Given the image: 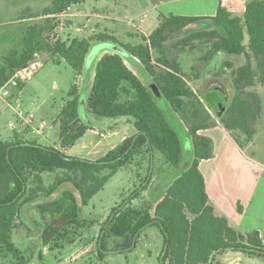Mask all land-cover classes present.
<instances>
[{
	"label": "trees",
	"instance_id": "16d2710c",
	"mask_svg": "<svg viewBox=\"0 0 264 264\" xmlns=\"http://www.w3.org/2000/svg\"><path fill=\"white\" fill-rule=\"evenodd\" d=\"M84 2L53 0L43 15H57ZM58 26V20L47 17L29 27L22 49L10 53L0 66V89L40 52L47 53L56 65L65 62L76 78L70 99L56 119L59 148L24 140L0 142V264H32L36 258L33 250H21L13 241L16 222L27 205L43 202L37 206L44 225L38 254L43 263L46 247L53 251L59 241L80 228L82 207L120 170L131 165L140 169L141 162H151L155 151L176 168L184 161L187 167L177 174L155 207L139 209L130 202L117 210L103 229L101 247L105 239L117 238L123 240L125 250L131 249L142 232L155 228L163 235L165 244L159 264H220L218 257L228 251L264 261L260 232H243L232 226L227 217L216 214L199 169L201 161L214 156L213 141L199 135L216 125L204 104L217 112V103L223 97L213 92L214 98L219 99L213 102L206 93L203 103L189 85L191 78L182 71L189 59L187 55L192 54L196 56L193 72L197 64L213 65L217 70L215 78L231 80L235 91L231 103L224 112H217L221 125L231 135L240 131L251 139L250 121L259 114L261 105L256 94L247 95L244 90L264 85V0L250 1L241 16L234 15L222 3L215 16L160 13L159 26L148 37L142 35L136 46L124 44L107 33L54 42L51 38ZM101 43L117 50L100 54L94 62L93 84L83 94L77 79L87 73V58L93 44ZM240 57H245V63L235 67L231 59ZM128 61L140 65L146 82L129 68ZM224 69L233 72L226 76ZM192 79H200V74ZM22 85L18 83L10 89L20 90ZM169 108L188 123L190 152L169 120ZM82 109L97 119H132L137 133L98 161L68 156L65 152L90 129V124L82 119ZM44 175L54 176L50 185L45 184ZM54 194H58L54 200H45ZM238 211L242 212L241 206Z\"/></svg>",
	"mask_w": 264,
	"mask_h": 264
},
{
	"label": "rangeland",
	"instance_id": "374dc122",
	"mask_svg": "<svg viewBox=\"0 0 264 264\" xmlns=\"http://www.w3.org/2000/svg\"><path fill=\"white\" fill-rule=\"evenodd\" d=\"M252 0H222L223 6L234 15L241 16L244 8ZM116 0H85V5H74L73 13L79 12H103L101 18H110L106 12L114 6ZM164 6L158 8V12L164 16L183 15V16H212L218 8L217 0H172L164 1ZM48 0H0V66L9 52L19 51L23 46V37L28 28L42 23L46 20L43 15L46 10ZM31 18V20H29ZM159 21V19H158ZM78 25L85 28L86 18L81 17ZM137 28L140 26L137 21L132 22ZM123 33H134L132 43L141 41L142 34L128 24L120 23ZM84 30L81 36L92 37L94 32ZM56 33L58 39H67L63 32L59 30ZM74 34L76 33L73 30ZM102 34V33H99ZM137 37V39H136ZM124 39V38H122ZM125 40H128L126 37ZM135 40V41H134ZM248 39L246 38L245 44ZM102 49L109 51L117 50L113 45L101 43L94 45L87 58V62H95ZM107 50V51H108ZM45 64L30 80L22 83L21 89L11 90L10 97L0 95V142H12L24 140L28 142H37L41 145L50 147L51 143L46 141L42 134L52 131L57 133L56 119L60 115L61 109L70 99L69 93L76 82L74 71L65 63L54 64L47 53H38ZM188 62L184 63L183 73L189 76V85L194 92L204 102V95L210 92H218L223 100L218 104L217 112H221L220 106L224 112L231 103L234 96V89L231 80L217 79L214 73L213 65L197 64V69L193 72V58L195 55L189 54ZM182 57V56H181ZM186 54L183 55V58ZM35 59V58H34ZM33 59V60H34ZM187 59V57H186ZM32 60V61H33ZM235 67L245 63V57L233 58ZM91 63V64H92ZM129 68L136 73L144 82L147 77L139 64L127 62ZM224 74H231L233 70L224 69ZM195 74H200V79H192ZM91 85V84H90ZM81 87V86H80ZM86 87V88H85ZM80 88L81 93L87 94V86ZM218 88H221L217 90ZM216 91H215V90ZM256 94L259 97L261 110L254 120L250 121L252 130L251 139L240 131L232 133L236 142L241 146L244 153L253 158V161L264 166V85L257 84L244 90V94ZM85 99V96H83ZM82 97V98H83ZM205 108L211 118L220 122L219 114ZM82 119L90 128L95 126L98 134H104L105 137L93 134L85 139H80L76 147L69 150L73 155L91 161H98L103 158L112 148L118 146L123 137L121 129L118 127V135H114L113 130L108 124L114 123L112 119H97L81 110ZM169 120L174 128L183 138V143L188 152L191 151V143L187 138L189 133L188 123L175 114L170 108L167 110ZM55 121V122H54ZM101 121V124L99 122ZM133 121V120H132ZM135 130V129H134ZM40 131V134L34 133ZM188 131V132H187ZM54 140V139H53ZM90 140L92 142L90 143ZM87 145L84 150L83 145ZM78 144V145H77ZM149 158V156H148ZM141 168L131 165L120 170L89 203L81 209L80 228L71 232L69 238L59 241L53 251L46 247L43 251L45 261L42 263L39 258L40 237L44 225L41 221V214L37 208L38 204L43 202H33L27 205L21 212L20 218L16 222L13 241L21 250H33L36 258L32 264H159L165 250L164 238L161 232L155 228H150L142 232L136 242L135 247L125 250L122 247L121 239L108 238L104 241L102 248L103 229L108 219L121 207L132 202L133 206L142 209L155 207L162 198L168 187L174 181L178 173L187 167V162H183L180 167H175L166 162L164 156L155 151L154 158L150 162L148 159L141 162ZM54 176L44 175L45 184L50 185ZM58 194L45 199L54 200ZM153 214V211H151ZM57 246V247H56ZM103 258L100 259L99 256ZM221 264H264V261L258 258L249 257L243 253L228 251L218 257Z\"/></svg>",
	"mask_w": 264,
	"mask_h": 264
},
{
	"label": "crops",
	"instance_id": "0c3cea01",
	"mask_svg": "<svg viewBox=\"0 0 264 264\" xmlns=\"http://www.w3.org/2000/svg\"><path fill=\"white\" fill-rule=\"evenodd\" d=\"M164 1L172 0H116V2H114V6L109 8V11L106 12L110 15V18L107 19L105 16L104 18H101L104 11H93L90 13L82 11L74 13V15L71 14L67 20V28L65 29V32H63V35H65L66 38H89L88 36L85 37L81 36L82 34H79L85 33L84 30L89 29L91 32H94V35L97 33H107L115 36L124 44L136 46L140 44L141 41L137 42L134 40L136 43H132L131 39L134 38L136 34L134 35L132 32L123 33L120 31V23L131 25L135 31L148 37L159 26L158 19L160 12H158V8L164 6L166 3ZM221 1L222 0H217L219 5ZM48 2L49 3L46 5V9L52 6L53 0H48ZM81 5H85V3ZM216 12L212 16H215ZM71 13H73V8ZM46 17L48 16H45V18ZM81 17L86 18L85 28L78 25V20ZM29 20H31V18H29ZM133 21H137L140 26L137 28L132 24ZM73 30H75L78 34H74ZM59 32L60 31H58V33ZM126 37L128 40H125ZM14 51L15 50L9 53ZM101 56L102 55H99L96 61ZM86 71L87 73L78 77L77 85L79 89L87 86L89 91L95 76L94 62L90 64L89 67L86 66ZM219 89L221 88H218L217 90ZM211 92L213 93L211 90L207 94L212 97V101H219L218 98H214L215 94H212ZM112 120L114 123L108 124V126L113 130L112 133L114 135L119 134V131L117 130L118 127L121 129L123 133L121 143L126 138L136 135L137 130L132 119L118 118ZM97 122L101 124V121ZM53 127L57 128V133L53 132L55 137L52 136V138L54 140L51 139L52 131L42 134V136L46 141L51 143L50 147L59 148L60 139L58 126L55 124ZM94 130L95 126L93 124L83 139L87 137L88 141V136H94ZM37 134H40V132ZM199 135L210 138L214 143L213 158L201 161L199 169L205 179L206 191L211 203L215 207L216 214L218 216L227 217L232 226L243 232H260L264 243V166L254 162L253 158L247 156L234 140L232 135L218 121H216V125L214 127L200 131ZM91 142L92 140H90V143ZM87 145L88 144L86 143L83 145L84 150L87 149ZM72 149L73 148H71V150ZM69 150L65 152L68 156L80 158L73 155V153L70 152L71 150ZM238 206H241L242 212L238 211Z\"/></svg>",
	"mask_w": 264,
	"mask_h": 264
},
{
	"label": "built area",
	"instance_id": "2783aa9c",
	"mask_svg": "<svg viewBox=\"0 0 264 264\" xmlns=\"http://www.w3.org/2000/svg\"><path fill=\"white\" fill-rule=\"evenodd\" d=\"M72 6L67 7L63 12L57 14V15H51L48 16L49 18H55L59 22V26L55 30V32L52 34V40L55 42L58 40V35L56 33L59 30H65L67 28V20L72 12ZM44 63L40 57L39 54L35 55V59L31 62H29L26 66L18 70L7 82V84L0 89V95H3L4 97H10L11 96V87H16V84L18 83H25L28 80H30L42 67ZM40 131H37L39 133ZM96 135H99L100 137H105L104 134H98V132H94Z\"/></svg>",
	"mask_w": 264,
	"mask_h": 264
},
{
	"label": "water",
	"instance_id": "95a60500",
	"mask_svg": "<svg viewBox=\"0 0 264 264\" xmlns=\"http://www.w3.org/2000/svg\"><path fill=\"white\" fill-rule=\"evenodd\" d=\"M106 50H108V49H102L100 52L102 53V52H104V51H106ZM119 52H120L121 54H123L124 56L128 57V55H125L123 52H121V51H119ZM101 53H100V54H101ZM100 54H99V55H100ZM99 55H98V56H99ZM98 56H97V58H98ZM91 63H92V62H87V65H86V66L89 67ZM82 100H83V106H85L86 103H85V99H84V97L82 98ZM220 110H221V112L223 111L222 106H220Z\"/></svg>",
	"mask_w": 264,
	"mask_h": 264
}]
</instances>
